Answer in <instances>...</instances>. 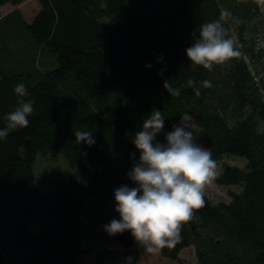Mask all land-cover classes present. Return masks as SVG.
<instances>
[{
  "label": "trees",
  "instance_id": "16d2710c",
  "mask_svg": "<svg viewBox=\"0 0 264 264\" xmlns=\"http://www.w3.org/2000/svg\"><path fill=\"white\" fill-rule=\"evenodd\" d=\"M10 1L25 0H0V8ZM38 1L30 20L19 8L0 12V128L18 106L15 85L34 101L28 126L0 139V264L139 259L140 249L103 226L120 219L114 191L136 186L127 177L131 154L140 155L131 136L153 110L165 118L159 142L188 115L216 163L247 160H223L216 182L229 200L205 199L162 255L179 259L193 248L197 264H264V134L256 132L264 122V11L255 0ZM213 21L239 55L209 71L192 65L186 49ZM165 80L181 94L171 96ZM74 130L91 131L96 143L77 145ZM57 155L70 167L41 177V160Z\"/></svg>",
  "mask_w": 264,
  "mask_h": 264
},
{
  "label": "clouds",
  "instance_id": "9594fccd",
  "mask_svg": "<svg viewBox=\"0 0 264 264\" xmlns=\"http://www.w3.org/2000/svg\"><path fill=\"white\" fill-rule=\"evenodd\" d=\"M264 11V0H255ZM261 45L258 44L257 50ZM188 58L194 66H203L211 71L214 65H221L239 55L235 50V40L229 37L227 29L219 21L201 25L199 38L186 49ZM163 55L158 60H163ZM151 68L152 65H146ZM163 75V71L158 73ZM210 88L211 82H199ZM195 95L199 96L200 87L191 78L186 81ZM164 87L171 96H179L181 90L173 88L170 81H164ZM20 98L14 111L4 117L6 126L0 128V139L9 133L28 126V117L34 111V101L25 100L29 96L24 84L14 87ZM165 128V118L159 110H153L144 120L140 131L131 136V141L139 150V159L132 153L133 167L127 172L135 187L122 185L114 191L116 207L120 219H112L105 224L104 230L111 236L130 231L144 253L157 255L164 248H174L181 239V230L194 214V210L205 204V190L216 178V161L206 147L197 143L198 135L193 125L183 117L178 124H173L172 131L166 132V143L157 140L158 134ZM257 134H264V122L256 128ZM75 143H96L91 131L74 130ZM24 147H19L21 156ZM82 155H87L83 152ZM133 257H128L127 264H132Z\"/></svg>",
  "mask_w": 264,
  "mask_h": 264
},
{
  "label": "rangeland",
  "instance_id": "374dc122",
  "mask_svg": "<svg viewBox=\"0 0 264 264\" xmlns=\"http://www.w3.org/2000/svg\"><path fill=\"white\" fill-rule=\"evenodd\" d=\"M12 2L13 1H10V2L6 3L5 5L1 6V8H0L1 15L6 14L7 12L13 10L14 8H19L23 12L25 18H27V20H30L33 18V16L35 14H37L39 12V10L41 8V5H40L38 0H25L24 2L20 3L19 5H16ZM183 118L186 121H189L193 125V127H194V129L198 135L197 143L202 145L203 147H205L203 141L199 137V127L196 124V122L192 118H190L188 115H185ZM54 159H55V161H53L52 158L41 160L40 169H39L41 177H44L45 174L47 176V174L52 173L54 170H56V168H55L56 166L60 167L62 164V168H65V167H70V165H71L70 162L66 158H63L60 155L54 156ZM223 160L218 161L216 163V165H217V167H216V178H217V174H219L222 170V165L224 163ZM224 161L231 164V165H237L240 167L247 163V160L244 157L234 156V155L230 156V158L229 157L225 158ZM46 176L44 178H46ZM216 178L214 179L212 184L206 188L204 198L205 199L212 198L215 201L229 200V197L227 195L228 188L219 185L216 182ZM133 247L140 249V257L133 264H180V261H185L188 264H197L193 248L184 249L179 256L180 257L179 259H172V258H168V257L163 256L161 252L157 255H151V254L144 253L143 248L138 246L136 242H135V245ZM76 263L77 264H86L85 258L82 260L79 259Z\"/></svg>",
  "mask_w": 264,
  "mask_h": 264
},
{
  "label": "water",
  "instance_id": "95a60500",
  "mask_svg": "<svg viewBox=\"0 0 264 264\" xmlns=\"http://www.w3.org/2000/svg\"><path fill=\"white\" fill-rule=\"evenodd\" d=\"M110 237L125 247H133L135 245V240L128 230L123 233L111 235Z\"/></svg>",
  "mask_w": 264,
  "mask_h": 264
}]
</instances>
